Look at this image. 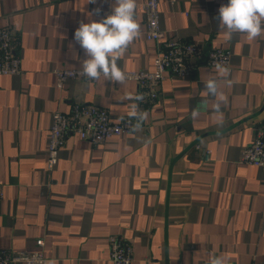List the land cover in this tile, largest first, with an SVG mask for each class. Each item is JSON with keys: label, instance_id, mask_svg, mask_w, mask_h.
Here are the masks:
<instances>
[{"label": "crops", "instance_id": "1", "mask_svg": "<svg viewBox=\"0 0 264 264\" xmlns=\"http://www.w3.org/2000/svg\"><path fill=\"white\" fill-rule=\"evenodd\" d=\"M142 2L141 35L117 61L123 72L151 71L160 49L145 39ZM227 3L160 0L165 35L195 44L199 57L190 77L167 76L149 104L131 81L56 85L54 70L82 68L87 58L75 30L112 14L115 0H0V28L17 34L22 70L0 75V251H32L41 240L48 264H111L108 238L120 236L132 246L131 264H210L214 256L264 264V168L239 162L264 126V34L228 39L218 20ZM218 48L231 53L233 82H221L222 116L204 89L223 80L203 63ZM75 104L130 118L133 132L98 146L68 134L46 170L51 114Z\"/></svg>", "mask_w": 264, "mask_h": 264}, {"label": "built area", "instance_id": "2", "mask_svg": "<svg viewBox=\"0 0 264 264\" xmlns=\"http://www.w3.org/2000/svg\"><path fill=\"white\" fill-rule=\"evenodd\" d=\"M174 3L177 0H168ZM160 0H143L140 11L145 18V39L160 43V49L153 60L151 71L124 72L125 81L134 82L139 88L138 96L143 102L155 103L161 82L169 76L183 80L190 77L196 67L199 50L193 43L184 42L176 37H167L160 25ZM19 39L13 28L7 24L0 28V75L16 77L21 74V60L18 54ZM230 51L214 49L208 52L203 63L215 68L216 63L229 67ZM56 85L61 88L69 80L95 82L83 75L79 69H56L53 71ZM133 132L130 118L123 117L113 121L107 110L90 104H75L69 113L54 111L48 131L46 147V170L55 168L59 151L68 134H74L81 140L98 146L113 137H122ZM211 150L206 149L203 161L209 162ZM239 162L247 166L264 168V126L255 131L253 140L242 148ZM2 192L0 190V198ZM36 249L22 252L0 251V264H48L42 251V241L35 242ZM109 261L111 264H131L133 251L130 242L120 236H109Z\"/></svg>", "mask_w": 264, "mask_h": 264}, {"label": "clouds", "instance_id": "3", "mask_svg": "<svg viewBox=\"0 0 264 264\" xmlns=\"http://www.w3.org/2000/svg\"><path fill=\"white\" fill-rule=\"evenodd\" d=\"M136 6V0H115L112 14L103 20L80 23L75 30L74 39L84 49L87 57L83 61L84 76L97 80L103 76L105 80L121 84L125 81V74L118 67L117 61L141 35L140 24L135 18ZM218 20L228 39L234 33H242L248 40H254L264 34V0H228L226 5L219 8ZM215 69L223 80L209 79L205 82L204 89L208 96L214 98L213 110L222 116L220 108L226 103V97L221 91V82L228 87L233 82L227 79L230 73L227 67L216 63ZM142 98L136 97L137 100ZM207 106V100L197 105L191 112L192 119H197L201 109ZM210 264H228V261L224 256H214Z\"/></svg>", "mask_w": 264, "mask_h": 264}]
</instances>
